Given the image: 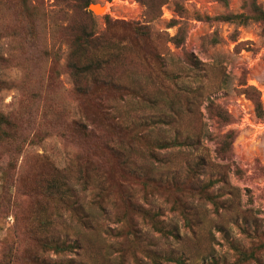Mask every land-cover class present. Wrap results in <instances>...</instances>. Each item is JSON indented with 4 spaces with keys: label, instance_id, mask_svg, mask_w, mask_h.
Wrapping results in <instances>:
<instances>
[{
    "label": "rangeland",
    "instance_id": "rangeland-1",
    "mask_svg": "<svg viewBox=\"0 0 264 264\" xmlns=\"http://www.w3.org/2000/svg\"><path fill=\"white\" fill-rule=\"evenodd\" d=\"M250 1L167 0L152 10L139 0L90 1L85 11L94 16V32L107 36L115 45L109 49L118 53L103 59L102 75L131 78L153 95L164 88L163 102L154 99L140 105L129 95L91 85V79L86 86L102 96L100 103L90 104L78 94L64 69L68 45L62 28L86 17L70 4L29 0L38 16L32 25L18 0H0V80L9 85L0 89V113L23 136L16 145L0 143V264L67 259L84 264H155L147 250L184 253L185 264H264V30L253 20L240 24L221 18L249 14ZM256 1L264 8V0ZM95 3L106 9L93 12L90 5ZM108 16L118 22L108 26ZM138 25L147 28L146 40L136 33ZM177 33L184 36L180 46L171 40ZM52 48L61 50L60 59L45 55L44 50ZM171 100L181 110L178 122L174 127L159 126L156 132L172 137L178 127L182 139L188 132L196 134L198 149L157 151H171L175 166L183 168L201 155L207 165L200 179L225 176L228 181L226 185L218 181L211 189L229 192L221 197L228 199L227 208L217 211L196 195L182 197L194 216L192 228L173 208V194L151 188L147 193L139 182L125 180L118 160H102L94 140L73 123L79 120L87 132L95 127L103 133L99 110L108 109L127 123L142 114L169 112ZM257 100L262 115L257 113ZM218 111L223 118L217 117ZM225 134L233 142L223 156L218 148ZM91 148L96 153L89 152ZM136 154L135 161L140 157ZM143 158L140 163H147ZM154 167L157 173L165 169ZM80 168L86 170V184L78 180ZM57 169L77 184L88 222L71 217L62 203L38 193V182ZM101 181L109 193L99 208L92 201ZM128 193L152 212L159 211L166 229L177 236L162 234L133 213L124 203ZM44 237L76 240L79 248L56 253L45 245Z\"/></svg>",
    "mask_w": 264,
    "mask_h": 264
},
{
    "label": "trees",
    "instance_id": "trees-1",
    "mask_svg": "<svg viewBox=\"0 0 264 264\" xmlns=\"http://www.w3.org/2000/svg\"><path fill=\"white\" fill-rule=\"evenodd\" d=\"M21 7L24 8V12L29 17L30 24L34 25L33 22L36 20L37 9L34 6L30 7L29 0H18ZM61 4H70L69 6L82 13L86 18L84 21H73L69 25L62 28L63 33L66 31V44L68 45L67 50V61L64 65V69L71 75L75 81L76 91L80 96H83L86 101L93 104L94 101L102 100V96L95 95L86 86L87 80L91 79V85L95 87H103L109 91L125 94L136 98L138 101L133 102L140 105H145L148 102H163L165 97L164 88L159 87L157 89V95H153L147 92L145 88L133 79L127 78L121 79L118 76H106L102 75L103 70V59H112L118 56V53H113L109 49L110 39L103 35L94 32L95 19L93 14L89 11L86 12L85 8L92 0H56ZM147 6V9H159L167 0H139ZM226 2V0H223ZM250 13H239V14H227L221 16L223 20L237 21L240 24H248L249 21L259 22L264 30V8L256 0L249 2ZM107 25L111 26L118 22L117 20L106 17ZM32 29V27H30ZM136 33L143 39L145 36L149 37L147 28L142 25L134 27ZM171 40L176 46H180L184 41V36L176 34L171 37ZM115 46V45H113ZM60 49H45V55H50L53 59H60ZM115 54V55H114ZM163 72L166 73L165 70ZM167 76L169 73H166ZM173 75V74H172ZM8 82L0 80V89L8 87ZM155 99V100H154ZM161 99V101H160ZM259 99V98H258ZM100 103V102H99ZM100 105V104H99ZM169 112L161 110L158 114L146 115L142 114L141 117H134L127 123L124 120H120L119 117L112 115L111 111L104 109V111H98L103 121V133L96 132V128L92 127L87 132V127L83 122L74 121L75 127L80 129L84 134L94 140L95 146L100 150L101 153H96L93 148L89 149V152L94 151L96 154L102 157V160L110 162L118 160L119 166H121V176L125 180H135L145 187L146 189H153L154 191L164 190L170 195H174L173 208L180 210L181 214L185 217V222L191 226L194 222V216L191 212V207L187 202L182 200L183 196L196 195L201 199L207 200L214 205L218 211L219 207L222 209L227 208V200H222L221 197L225 196L226 193L214 192L212 187L218 181L228 184L227 177L220 179H208L203 181L200 179L201 170L207 165L205 157L199 155L192 162H187L186 166L179 167L175 166V154H171V151L161 154L159 151H167L175 147L193 146L192 148L198 149L199 137L196 134L188 132L184 139H182V130L178 127L174 132V136L159 135L156 130L159 126H172L178 122L180 117L179 107L176 105L174 100H171ZM257 113L262 115V105L257 100L256 105ZM217 117L223 118V113L218 111ZM96 116V115H95ZM11 124L12 121L4 113H0V143H11L17 144L23 138L21 133L17 131V127L13 122L12 127L7 125ZM92 125V124H91ZM17 135H19L17 137ZM155 135V137H153ZM159 136V137H157ZM129 137V139H127ZM230 134H225L218 148V152L225 156L230 150L233 140L230 139ZM87 148V147H86ZM135 154H134V153ZM140 153V157L135 161L134 157L136 153ZM11 152V156H12ZM92 153V152H91ZM144 157V158H143ZM143 158L147 163H140V159ZM139 161V162H138ZM86 164V163H85ZM159 164L164 166L165 169L161 172L154 171V166ZM181 166V165H180ZM179 167V169H178ZM159 168V167H158ZM78 180L84 184L88 182L85 168H80V174ZM76 179V181L78 182ZM105 183L101 181L100 185H97L92 204L97 205L99 208L103 207L101 202L103 196L109 193L106 191ZM77 184L71 179L67 181V178L62 172L57 169L56 171L49 174V177L43 178L38 182V193L43 197L47 198L50 202L59 204L62 203L67 211L72 213L71 217H77L81 222H88L89 214H87L84 205L79 202L80 191L76 189ZM124 196L125 205L135 214L143 217L148 223H150L154 229L160 231L166 236L172 235L177 236L172 229H166L163 222L160 220L159 211H151L147 209L143 204L138 203L133 198V194L128 193ZM148 196V195H147ZM104 210V209H103ZM193 226H191L192 228ZM45 245L53 249L56 253L61 252H75L79 248V244L76 240H70L65 238L61 240L59 237H44ZM148 256L152 259L155 264H166V262H175L177 264H185L186 257L184 253H166V254H155L152 251L147 250ZM241 256L247 258L244 253ZM252 256L248 254V257ZM42 264L43 262L40 261ZM45 262V261H44ZM212 264H219L217 261H212ZM47 264H84V262H78L76 259L60 260L55 262H48Z\"/></svg>",
    "mask_w": 264,
    "mask_h": 264
},
{
    "label": "water",
    "instance_id": "water-1",
    "mask_svg": "<svg viewBox=\"0 0 264 264\" xmlns=\"http://www.w3.org/2000/svg\"><path fill=\"white\" fill-rule=\"evenodd\" d=\"M96 6H100L101 8H105L106 7V5L95 3V4H91L90 5V9L94 12L96 10V8H95Z\"/></svg>",
    "mask_w": 264,
    "mask_h": 264
},
{
    "label": "bare ground",
    "instance_id": "bare-ground-1",
    "mask_svg": "<svg viewBox=\"0 0 264 264\" xmlns=\"http://www.w3.org/2000/svg\"><path fill=\"white\" fill-rule=\"evenodd\" d=\"M95 8L98 9V10H104V8H101L100 6H96ZM107 9H108V7H107Z\"/></svg>",
    "mask_w": 264,
    "mask_h": 264
}]
</instances>
